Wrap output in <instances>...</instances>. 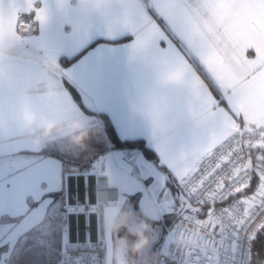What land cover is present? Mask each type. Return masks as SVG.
<instances>
[{"label":"crops","instance_id":"1","mask_svg":"<svg viewBox=\"0 0 264 264\" xmlns=\"http://www.w3.org/2000/svg\"><path fill=\"white\" fill-rule=\"evenodd\" d=\"M261 121L264 0H0V243H35L48 225L63 238L61 258L68 177L92 157L110 182L106 241V225L134 211L154 170L168 194L165 223L197 218L178 182L237 128ZM42 122L55 125L47 137ZM73 122L87 132L79 144ZM132 139L149 154L134 148L126 159L116 143ZM203 221L190 223L210 227Z\"/></svg>","mask_w":264,"mask_h":264},{"label":"built area","instance_id":"2","mask_svg":"<svg viewBox=\"0 0 264 264\" xmlns=\"http://www.w3.org/2000/svg\"><path fill=\"white\" fill-rule=\"evenodd\" d=\"M31 27L29 18L22 21V30ZM262 146L264 121L242 125L178 182L179 193L199 206L219 232L193 227L178 216L159 264H252L253 239L264 226V154L257 150ZM126 155L135 152L126 149ZM254 179L255 188L246 191ZM68 180L63 214L68 241L58 264H107L101 219L110 203V182L104 161L93 160ZM257 192L261 195L253 201Z\"/></svg>","mask_w":264,"mask_h":264},{"label":"rangeland","instance_id":"3","mask_svg":"<svg viewBox=\"0 0 264 264\" xmlns=\"http://www.w3.org/2000/svg\"><path fill=\"white\" fill-rule=\"evenodd\" d=\"M61 156L62 158L64 157V160L61 159ZM61 156L59 159L63 165L73 166L64 152L61 153ZM124 157L126 159L132 158L126 155V151H124ZM155 168L157 169V166ZM160 175L162 174L158 170L157 172L154 170V173H152L154 178L149 188H142L137 195H134V211L131 206L129 212L124 215L126 218L125 225L118 230H112V235L106 241L107 264H159V257L164 255V244L170 239L169 230L173 225L171 224L169 227L165 223L168 218L167 215L164 216L165 209H168L166 201L168 194L164 188L161 190L163 184H159L158 177ZM260 195V192L255 193L253 201L257 200ZM197 211L200 212V210ZM198 212L188 211L187 214L195 215L198 219L204 220L200 224L201 227L206 223L210 226H204L202 229L215 231L213 222L204 213L198 216ZM182 217L185 221H188L189 225L198 228V226L190 223L191 220L196 221L197 218L192 219L188 215ZM45 223L47 224V221ZM141 224L147 225L148 244L142 251L134 252L131 249V244L137 237L133 232ZM43 229H46L47 234L35 243L25 242L26 240L24 241V239L7 245L0 243V264H57L62 252L63 238L59 233L55 232L54 227L51 229L50 226L44 225Z\"/></svg>","mask_w":264,"mask_h":264},{"label":"clouds","instance_id":"4","mask_svg":"<svg viewBox=\"0 0 264 264\" xmlns=\"http://www.w3.org/2000/svg\"><path fill=\"white\" fill-rule=\"evenodd\" d=\"M25 123L27 126H31L34 123V118L31 116L26 117ZM42 129V135L47 137L55 128V125L48 122H42L40 125ZM69 132L72 135V140L74 143H81L87 136V132L84 131L78 122H73L69 128ZM126 218L121 216L117 221L110 222L106 225V227L110 230H118L120 227H123ZM147 225L141 224L136 230H134L133 234L137 237V239L131 244V249L134 252L142 251L148 244V237L146 235Z\"/></svg>","mask_w":264,"mask_h":264},{"label":"trees","instance_id":"5","mask_svg":"<svg viewBox=\"0 0 264 264\" xmlns=\"http://www.w3.org/2000/svg\"><path fill=\"white\" fill-rule=\"evenodd\" d=\"M25 18H27V17H24L23 19H25ZM72 60L73 59H68V60L64 59L63 62L69 63ZM71 88H72V90L74 89L73 87H71ZM73 93L77 97V91L75 89L73 90ZM106 126L108 127V133L113 138V131H111V129L108 125H106ZM113 139H115V138H113ZM116 145H118L120 148H123V149L141 148L142 150L146 151V153L149 154V151H147L143 147V142L141 139L123 140V141L116 143ZM93 159H94V157H92L84 167L85 168L88 167L91 164V162L93 161ZM256 183H257V180L254 179L251 186L246 191H252L255 188ZM251 262H252V264H264V226L257 232V234L255 235V237L253 239L252 261Z\"/></svg>","mask_w":264,"mask_h":264},{"label":"water","instance_id":"6","mask_svg":"<svg viewBox=\"0 0 264 264\" xmlns=\"http://www.w3.org/2000/svg\"><path fill=\"white\" fill-rule=\"evenodd\" d=\"M185 199V207L192 210V211H197L199 210V206H194L192 205L185 197H183Z\"/></svg>","mask_w":264,"mask_h":264}]
</instances>
